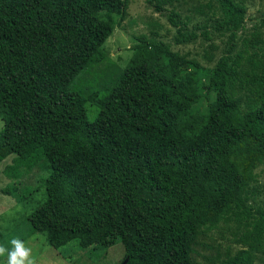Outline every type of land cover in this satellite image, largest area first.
<instances>
[{
  "label": "trees",
  "instance_id": "1",
  "mask_svg": "<svg viewBox=\"0 0 264 264\" xmlns=\"http://www.w3.org/2000/svg\"><path fill=\"white\" fill-rule=\"evenodd\" d=\"M144 1L158 13L171 6L176 44L210 38L205 24L188 29L179 20V0ZM129 2L0 0V163L14 161L4 167L13 180L2 192L21 200L18 169L49 171L46 198L28 221L54 248L119 240L127 264H257L264 260V17L245 37L244 0H205L197 9L226 37L212 67L156 33L140 34L101 94L84 93L78 83L107 59L114 18L125 19ZM219 229L238 244L233 254L213 243Z\"/></svg>",
  "mask_w": 264,
  "mask_h": 264
},
{
  "label": "rangeland",
  "instance_id": "2",
  "mask_svg": "<svg viewBox=\"0 0 264 264\" xmlns=\"http://www.w3.org/2000/svg\"><path fill=\"white\" fill-rule=\"evenodd\" d=\"M185 2V3H184ZM205 0H179L174 2L179 12V20H186L188 29H193L196 25H206L211 31L210 38L206 39L200 35L188 43L176 44L174 36L176 27L168 20L167 14L170 5L162 13L155 12L144 0H130L127 15L123 21L119 22V17H115V28L112 35L107 39L104 48L107 52V59L93 67L91 71L84 73L78 86L84 93L97 91L101 94L104 86L112 80L113 71L122 68L131 55V47L137 41L140 34L155 35L170 44L171 49L181 54H186L188 58L195 59L201 67L210 68L220 56L225 36L218 35V32L211 30L210 20L202 14L197 7L203 5ZM246 7L245 28L242 36H248L253 30V24L264 17V0H244ZM204 11L211 13L208 9ZM188 16V19L186 18ZM201 29H197L200 33ZM264 34V28H261ZM211 55L209 59L206 56ZM112 75H111V74ZM114 76V75H113ZM204 103H198L194 109H202ZM87 117L93 119L95 111L87 106ZM3 121L0 118V130ZM13 155H9L0 163V245L11 247L9 241L12 238L23 240L26 246L32 249L35 264H125L128 258H124L125 249L118 240L107 247H81L77 240H72L67 244L54 248L46 242L45 236L41 232L34 231L28 221V215L35 210L46 198L43 186L44 179L48 176L45 167L38 166L32 170L19 168L21 173L18 186L26 197L17 200L11 195L2 192V189L12 182V178L5 173L4 167L13 164ZM260 181L264 183V171L261 172ZM213 243L221 245V252L229 246L233 254L238 248V244L232 241L233 236L230 231L219 229L213 232ZM206 242H212L206 239ZM205 255H214V249L200 248ZM201 263H207L201 256L197 258ZM257 264H264V260H257ZM0 264H6V256L0 257ZM127 264V263H126Z\"/></svg>",
  "mask_w": 264,
  "mask_h": 264
},
{
  "label": "clouds",
  "instance_id": "3",
  "mask_svg": "<svg viewBox=\"0 0 264 264\" xmlns=\"http://www.w3.org/2000/svg\"><path fill=\"white\" fill-rule=\"evenodd\" d=\"M11 247L0 245V257L6 256V264H35L32 249L19 238L9 241Z\"/></svg>",
  "mask_w": 264,
  "mask_h": 264
},
{
  "label": "water",
  "instance_id": "4",
  "mask_svg": "<svg viewBox=\"0 0 264 264\" xmlns=\"http://www.w3.org/2000/svg\"><path fill=\"white\" fill-rule=\"evenodd\" d=\"M126 262V261H125Z\"/></svg>",
  "mask_w": 264,
  "mask_h": 264
}]
</instances>
